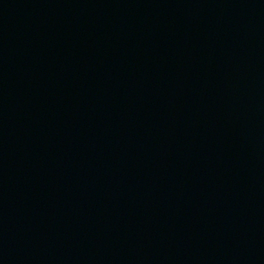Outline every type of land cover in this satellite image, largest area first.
<instances>
[{"label":"water","instance_id":"95a60500","mask_svg":"<svg viewBox=\"0 0 264 264\" xmlns=\"http://www.w3.org/2000/svg\"><path fill=\"white\" fill-rule=\"evenodd\" d=\"M0 264H264V0H0Z\"/></svg>","mask_w":264,"mask_h":264}]
</instances>
